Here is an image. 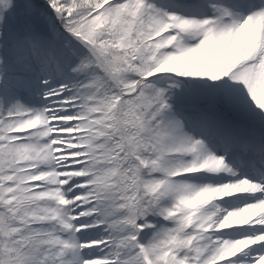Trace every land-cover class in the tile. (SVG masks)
<instances>
[{
	"label": "snow or ice",
	"instance_id": "obj_1",
	"mask_svg": "<svg viewBox=\"0 0 264 264\" xmlns=\"http://www.w3.org/2000/svg\"><path fill=\"white\" fill-rule=\"evenodd\" d=\"M0 264H264V0H0Z\"/></svg>",
	"mask_w": 264,
	"mask_h": 264
}]
</instances>
